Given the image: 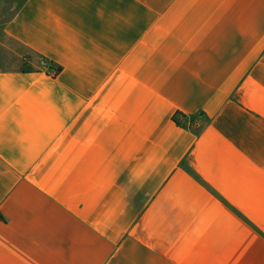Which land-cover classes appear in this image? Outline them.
Instances as JSON below:
<instances>
[{"label": "crops", "instance_id": "0c3cea01", "mask_svg": "<svg viewBox=\"0 0 264 264\" xmlns=\"http://www.w3.org/2000/svg\"><path fill=\"white\" fill-rule=\"evenodd\" d=\"M0 264H264V0L0 12Z\"/></svg>", "mask_w": 264, "mask_h": 264}, {"label": "rangeland", "instance_id": "374dc122", "mask_svg": "<svg viewBox=\"0 0 264 264\" xmlns=\"http://www.w3.org/2000/svg\"><path fill=\"white\" fill-rule=\"evenodd\" d=\"M20 1L21 0H0V12L3 18L13 15L15 6L18 5Z\"/></svg>", "mask_w": 264, "mask_h": 264}, {"label": "trees", "instance_id": "16d2710c", "mask_svg": "<svg viewBox=\"0 0 264 264\" xmlns=\"http://www.w3.org/2000/svg\"><path fill=\"white\" fill-rule=\"evenodd\" d=\"M50 68H51V71H52V73H53V76H58V75L61 73V71H62L61 68H55L53 64L50 66ZM25 72H32V70L25 69ZM180 118H181V119H180ZM182 119H183V118H182L181 115H177V116L175 117V120H176V122H177L179 125L182 124V123H181V120H182ZM1 218L4 220V218H3L2 216H1Z\"/></svg>", "mask_w": 264, "mask_h": 264}, {"label": "built area", "instance_id": "2783aa9c", "mask_svg": "<svg viewBox=\"0 0 264 264\" xmlns=\"http://www.w3.org/2000/svg\"><path fill=\"white\" fill-rule=\"evenodd\" d=\"M181 119V118H180Z\"/></svg>", "mask_w": 264, "mask_h": 264}]
</instances>
